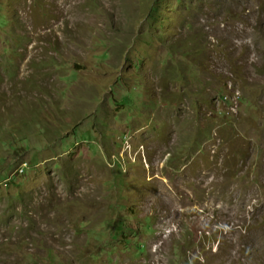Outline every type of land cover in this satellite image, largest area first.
I'll list each match as a JSON object with an SVG mask.
<instances>
[{"label": "rangeland", "instance_id": "1", "mask_svg": "<svg viewBox=\"0 0 264 264\" xmlns=\"http://www.w3.org/2000/svg\"><path fill=\"white\" fill-rule=\"evenodd\" d=\"M0 264H264V0H0Z\"/></svg>", "mask_w": 264, "mask_h": 264}, {"label": "bare ground", "instance_id": "2", "mask_svg": "<svg viewBox=\"0 0 264 264\" xmlns=\"http://www.w3.org/2000/svg\"><path fill=\"white\" fill-rule=\"evenodd\" d=\"M22 171H24V172H25V169H22Z\"/></svg>", "mask_w": 264, "mask_h": 264}]
</instances>
